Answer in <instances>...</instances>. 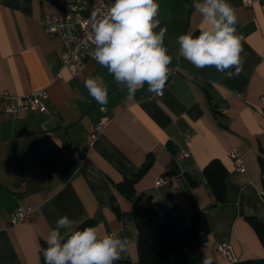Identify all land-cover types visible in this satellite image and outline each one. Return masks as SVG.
<instances>
[{
	"label": "crops",
	"instance_id": "0c3cea01",
	"mask_svg": "<svg viewBox=\"0 0 264 264\" xmlns=\"http://www.w3.org/2000/svg\"><path fill=\"white\" fill-rule=\"evenodd\" d=\"M158 3L165 46L174 57L172 72L161 96L151 98L145 84L129 101L95 60L78 74L62 66L59 39L39 23L44 12L59 7L46 0H0V264H43V244L64 215L79 223L92 218L100 234L127 238L118 264H139L133 203L164 204L181 227L192 213L203 211L209 231L200 249L214 257V264L231 263L217 251L223 241L232 245L237 260L264 256L246 220L255 216L264 222L257 157L264 146V0L249 7L229 0L244 38L239 76L196 68L178 57V36L188 30L198 35L205 24L193 0ZM97 75L108 86L105 106L84 87L85 79ZM42 88L44 111L2 112L4 94L17 102ZM101 120H106L103 129L88 144ZM231 150L240 155L242 170L235 169ZM213 158L227 169L226 195L219 202L202 171ZM147 161L127 198L116 185ZM163 175L170 179L156 184ZM27 203L34 207L30 218L9 225L14 209Z\"/></svg>",
	"mask_w": 264,
	"mask_h": 264
},
{
	"label": "clouds",
	"instance_id": "9594fccd",
	"mask_svg": "<svg viewBox=\"0 0 264 264\" xmlns=\"http://www.w3.org/2000/svg\"><path fill=\"white\" fill-rule=\"evenodd\" d=\"M193 9L205 27L195 35L188 30L178 36V57L196 68L215 67L228 76L243 71V36L237 32L238 17L229 0H193ZM158 0H114L103 13L93 12L87 39L94 45L92 57L107 69L135 99L145 84L148 92L161 94L174 59L165 46L166 29L158 19ZM235 69L234 72L228 71ZM89 95L101 106L108 104V86L102 75L84 81ZM67 215L56 221L43 250L45 264H114L126 253L129 241L118 234H100L95 226L80 229ZM63 230V233H62ZM204 253L202 264H214Z\"/></svg>",
	"mask_w": 264,
	"mask_h": 264
},
{
	"label": "trees",
	"instance_id": "16d2710c",
	"mask_svg": "<svg viewBox=\"0 0 264 264\" xmlns=\"http://www.w3.org/2000/svg\"><path fill=\"white\" fill-rule=\"evenodd\" d=\"M261 172V182L264 186V146L257 155ZM145 162L131 177L125 178L116 185L117 189L127 198L134 193V184L148 168ZM203 175L213 194L214 202L225 198V177L227 169L220 159L209 160L202 169ZM193 184L194 181L190 179ZM135 227L137 230V252L139 264H202L203 251L201 242L209 231V224L203 211L192 213L185 227L177 225L171 212L164 204L155 206L132 204ZM247 222L257 234L264 249V222L255 216H247ZM95 220L85 219L78 224L80 229L94 226ZM43 250L47 243L43 244ZM42 262L45 264L42 255ZM120 261H114L118 264ZM230 264H264L261 258L236 259Z\"/></svg>",
	"mask_w": 264,
	"mask_h": 264
},
{
	"label": "built area",
	"instance_id": "2783aa9c",
	"mask_svg": "<svg viewBox=\"0 0 264 264\" xmlns=\"http://www.w3.org/2000/svg\"><path fill=\"white\" fill-rule=\"evenodd\" d=\"M47 2L60 8L57 12H44L39 23L43 30L50 36L56 37L61 43L59 59L62 66L66 67L72 74H78L85 64L94 60L92 52L94 45L88 41L87 36L90 31V21L93 12L98 14L106 12L114 0H46ZM259 0H241L243 7L251 6ZM163 93V90H162ZM161 94H152L151 98H157ZM47 96L46 89H38L27 95L18 98L17 102H11L7 95L2 96L1 110L8 115H17L27 111H44V98ZM261 104H264V96H260ZM102 109V107H101ZM106 120H101L95 125V130L87 143L91 144L97 133H99ZM61 147V146H60ZM81 146L75 150L77 155ZM187 152H182V156H188ZM229 156L233 160L235 169H243V161L240 155L231 150ZM170 179V176L163 175L156 180V184H163ZM34 207L27 203L14 209L9 218V225H14L30 218ZM217 251L231 262L236 260L233 247L229 242L223 241L217 244Z\"/></svg>",
	"mask_w": 264,
	"mask_h": 264
}]
</instances>
